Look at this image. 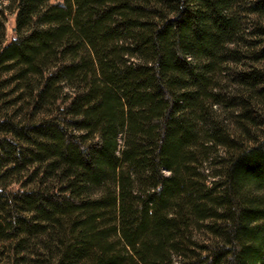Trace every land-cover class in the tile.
I'll list each match as a JSON object with an SVG mask.
<instances>
[{
  "label": "trees",
  "instance_id": "obj_1",
  "mask_svg": "<svg viewBox=\"0 0 264 264\" xmlns=\"http://www.w3.org/2000/svg\"><path fill=\"white\" fill-rule=\"evenodd\" d=\"M0 249L264 264V0H0Z\"/></svg>",
  "mask_w": 264,
  "mask_h": 264
},
{
  "label": "rangeland",
  "instance_id": "obj_2",
  "mask_svg": "<svg viewBox=\"0 0 264 264\" xmlns=\"http://www.w3.org/2000/svg\"><path fill=\"white\" fill-rule=\"evenodd\" d=\"M14 14L9 16L8 20V36L11 37L13 35V24H14ZM1 250V249H0ZM0 264H10L8 263V255L0 253ZM26 264V263H23Z\"/></svg>",
  "mask_w": 264,
  "mask_h": 264
}]
</instances>
